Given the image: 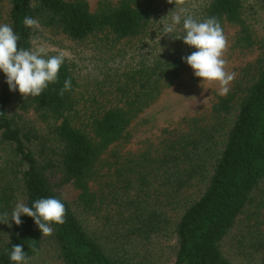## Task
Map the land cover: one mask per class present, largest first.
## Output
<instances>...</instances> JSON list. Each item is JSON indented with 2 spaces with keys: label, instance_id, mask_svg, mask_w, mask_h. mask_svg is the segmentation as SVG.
I'll return each instance as SVG.
<instances>
[{
  "label": "trees",
  "instance_id": "obj_1",
  "mask_svg": "<svg viewBox=\"0 0 264 264\" xmlns=\"http://www.w3.org/2000/svg\"><path fill=\"white\" fill-rule=\"evenodd\" d=\"M195 1L187 14L235 26L238 44L252 45L242 0ZM255 2L264 10V0ZM2 8L18 47L32 48L44 30L41 37L106 51L109 61L82 91L75 65L64 60L57 82L26 98L9 90L0 70V214L10 218L18 202L30 207L47 197L66 209L47 236L27 215L21 225L0 223V264H14L8 252L17 244L28 264H131L140 243L168 232L175 244L167 264H233L223 240L249 210L264 211V57L247 63L203 117L123 152L138 115L190 68L181 57L196 49L176 39L182 23L171 37L162 30L181 6L101 0L90 10L86 0H0V19ZM25 16L39 27H25ZM66 78L71 90L60 95ZM247 236L258 252L251 264H264L257 223Z\"/></svg>",
  "mask_w": 264,
  "mask_h": 264
},
{
  "label": "rangeland",
  "instance_id": "obj_2",
  "mask_svg": "<svg viewBox=\"0 0 264 264\" xmlns=\"http://www.w3.org/2000/svg\"><path fill=\"white\" fill-rule=\"evenodd\" d=\"M99 1L101 0H86L90 10H94ZM185 1L180 6L185 12H190L196 1ZM242 2L244 18L252 39V45L245 47V45L238 44L237 27L226 24L223 29L227 39V48L223 56L227 61L225 70L235 72L234 80L239 77L242 68L247 63L258 57H264V10L256 4L255 0H242ZM1 10L0 24H4L5 9L2 8ZM155 33L158 34L157 31ZM43 34L44 30L34 43L45 44L49 49V55H56L60 51L65 52V60L75 65L78 83L82 91L86 89L87 85L94 83L93 80L99 71V66H103L106 61H109L108 54L104 53L106 51L102 52L92 47L88 49L83 45H75L64 37H50L48 35L41 37ZM139 41L143 43L142 38L133 40L129 46H126L125 50L129 52ZM123 47L117 46L112 50L115 60L122 57L118 55L117 51ZM110 64L112 63L110 62ZM115 65L117 64L115 63ZM123 67H125V62L121 61L120 68ZM234 80L228 85L229 88ZM218 87V82L210 83L195 77L191 67L182 71L168 83H165L158 97L138 115L132 126L131 139L126 148H122L121 151L137 150L148 140H156L163 129L181 127L188 119L203 117L210 110L215 96L218 95ZM256 223L261 236H264V211L249 210L242 216L239 225L223 240L222 252L233 264H251L253 262L252 254L254 256L258 254L246 243V240L249 239L247 236L249 227ZM174 244L175 240L172 239L170 232L163 233L160 237L157 236L150 241L140 243L135 253L134 250L131 252L129 263L167 264ZM43 258L48 259L46 255Z\"/></svg>",
  "mask_w": 264,
  "mask_h": 264
},
{
  "label": "clouds",
  "instance_id": "obj_3",
  "mask_svg": "<svg viewBox=\"0 0 264 264\" xmlns=\"http://www.w3.org/2000/svg\"><path fill=\"white\" fill-rule=\"evenodd\" d=\"M173 2L176 6L184 4L185 0H168L169 4ZM181 23L184 34L176 39H182L185 44L196 49L181 59L193 69L195 77L210 83L218 82V95H226L230 90L228 85L236 74L225 70L227 61L223 56L227 48V39L219 20L213 16L198 21L181 8L179 12L171 15L170 22L163 24L164 35L170 36L175 26ZM23 25L27 28H38L39 22L25 16ZM19 40V35L14 32L11 25L0 24V70L5 74L10 91L18 89L24 98L40 96L50 83L57 82L66 54L60 51L56 55H49V49L45 44L34 43L32 48L18 47ZM71 86V78H66L59 94L63 95L65 91H70ZM65 214V205L60 199L47 197L35 200L30 207L18 202L10 218L7 212L0 214V223L11 227L9 223L11 219L16 225H21L20 217L27 215L33 218L42 235L47 236L53 232L50 224H63ZM8 255L14 264H28V257L22 245H13Z\"/></svg>",
  "mask_w": 264,
  "mask_h": 264
}]
</instances>
